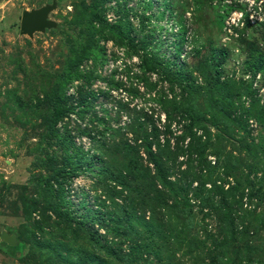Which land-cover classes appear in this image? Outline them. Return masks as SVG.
Returning a JSON list of instances; mask_svg holds the SVG:
<instances>
[{
    "label": "rangeland",
    "instance_id": "obj_1",
    "mask_svg": "<svg viewBox=\"0 0 264 264\" xmlns=\"http://www.w3.org/2000/svg\"><path fill=\"white\" fill-rule=\"evenodd\" d=\"M84 3L90 6L87 12ZM44 6L52 7L48 18L54 26L32 35L24 32V12ZM91 17L98 21L89 25ZM100 18L130 34L138 53L101 25ZM143 48L173 62L181 72L193 70L199 84L205 83L198 70L201 62L213 60L222 81L251 84L254 97L264 104V0H0V264H91L80 249L74 252L87 245V233L78 230L61 237L67 226H54L53 202L41 182L52 174L51 161L61 167L71 155H84L78 174L62 180V186L53 181V188H63L74 222L84 221L99 238H113L100 225V220L108 224L109 212L118 210L100 182L103 161L97 157V146L100 137L111 133L104 126L126 127L130 118L145 114L148 126L162 128L166 118L159 103L172 95L159 72L142 71ZM174 89L179 95L178 87ZM51 97L75 106L58 122V133L48 124ZM242 99L247 106L252 100ZM201 109H206L203 104ZM248 125L257 141L264 139V124L249 118ZM208 126L215 135L217 128ZM172 129H177L175 123ZM124 132L129 140L136 138ZM175 141L172 136L173 145ZM227 151L245 155L237 143H229ZM121 156L114 157L116 167L124 163ZM208 159L214 162L215 156ZM255 161L259 169L250 178L264 171V155ZM243 201L245 209L264 211L257 199ZM205 217L209 228L216 226L215 217ZM41 221L42 231L36 228ZM31 232L41 240L60 241L57 249L65 259L53 249H38ZM4 234L14 235L15 242ZM183 256L177 264H193ZM253 264H259L257 257Z\"/></svg>",
    "mask_w": 264,
    "mask_h": 264
},
{
    "label": "trees",
    "instance_id": "obj_2",
    "mask_svg": "<svg viewBox=\"0 0 264 264\" xmlns=\"http://www.w3.org/2000/svg\"><path fill=\"white\" fill-rule=\"evenodd\" d=\"M83 6L86 12L90 9L87 3ZM95 18L88 19L89 25L98 21ZM100 23L114 30L121 42L138 53V44L130 34L101 18ZM143 49L142 71L159 72L160 78L170 84L172 95L159 103L166 118L162 128L155 124L148 126L145 114L130 118L126 127L104 126V131L110 129L111 133L106 137L103 132L97 146L96 155L103 161L100 182L118 210L109 212L108 224L100 220V225L113 238L103 234L99 238L98 232L86 227L84 221L74 222L63 188H53V181L62 186V180L78 174L84 155L78 158L71 155L61 167L51 161V176L41 180L50 192L49 202H53L57 217L54 226L60 222L67 226L64 229L67 233L61 236L64 238L78 230L87 233V245L78 246L74 252L80 249L91 264H177L184 253L193 264H253L254 257L264 264V211L243 208L245 197L249 202L257 199L264 206V171L261 177L250 178L259 169L255 160L264 155V139L257 141L248 125L249 118L264 124V104L254 97L251 84L232 79L222 81L213 60L201 62L198 70L205 83L199 84L193 79V70L181 72L173 62ZM174 85L180 90L179 95ZM243 96L251 97L250 105L245 104ZM49 103L52 117L48 124L58 133V122L75 106L60 97L49 98ZM174 123L176 130L172 129ZM208 124L217 128L215 135ZM124 130L136 138L131 141L124 137ZM172 136L177 139L174 145ZM229 143H237L239 152L245 155L227 151ZM120 153L124 163L116 167L114 157ZM210 155L215 156L214 162L208 159ZM181 157L184 158L180 160ZM87 162L86 158L84 163ZM182 165L184 169L180 168ZM116 198L120 202H115ZM199 212L215 217L216 226L209 228L204 215L198 219ZM43 224L39 222L36 228L42 231ZM30 235L38 249H53L65 259L57 249L60 241L38 239L34 232ZM30 257L35 260V252Z\"/></svg>",
    "mask_w": 264,
    "mask_h": 264
},
{
    "label": "water",
    "instance_id": "obj_3",
    "mask_svg": "<svg viewBox=\"0 0 264 264\" xmlns=\"http://www.w3.org/2000/svg\"><path fill=\"white\" fill-rule=\"evenodd\" d=\"M51 10V6H44L38 10L24 12L21 24L23 31L32 35L34 31H41L46 28H52L55 23L48 18ZM4 236L9 240H12V242H15L14 235L8 236L7 234H4Z\"/></svg>",
    "mask_w": 264,
    "mask_h": 264
}]
</instances>
